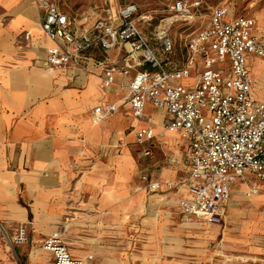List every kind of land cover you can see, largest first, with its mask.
I'll list each match as a JSON object with an SVG mask.
<instances>
[{
	"label": "crops",
	"instance_id": "obj_1",
	"mask_svg": "<svg viewBox=\"0 0 264 264\" xmlns=\"http://www.w3.org/2000/svg\"><path fill=\"white\" fill-rule=\"evenodd\" d=\"M42 18L36 0H0V264H51L52 255L43 249V243L69 221L87 244L96 234L129 232L127 227L144 210L143 195L131 184L137 170L131 144L125 140L129 129L138 149L144 148L137 142L138 131L152 127L155 137L145 145L151 147L152 155L158 149L164 152L161 143L176 152L165 155L170 165H181L180 179L171 181L177 177L174 169L145 174L161 183L155 192L164 187L178 192L183 215L180 203L189 195L179 184L188 171L187 139L177 131L159 136L166 129L169 113L149 103L145 117L136 118L127 100L128 91L118 84L103 85L105 68L125 61V47L120 45L106 55L96 50L100 62L88 72L47 70L41 60L52 42L42 30ZM117 79L128 80L121 74ZM119 92L122 97L112 98ZM106 104H117L119 112L95 123L94 109ZM149 106L160 111L153 120L156 124L149 123ZM174 139L182 143L176 146ZM74 162L79 168L91 164L90 176L77 178L70 168ZM143 176L141 180L147 183ZM253 180L261 185L251 199L260 197L264 181L247 172L235 184L238 187ZM189 218L205 223L195 215ZM21 226L31 228L28 242L11 243ZM63 239L70 249L65 236ZM70 251L77 258L86 257L82 249Z\"/></svg>",
	"mask_w": 264,
	"mask_h": 264
},
{
	"label": "built area",
	"instance_id": "obj_2",
	"mask_svg": "<svg viewBox=\"0 0 264 264\" xmlns=\"http://www.w3.org/2000/svg\"><path fill=\"white\" fill-rule=\"evenodd\" d=\"M36 3L43 11L42 30L52 42L41 60L47 70L88 72L100 62L96 50L106 55L125 47V61L105 68L103 85L118 84L128 91L136 118L145 117L149 103L169 113L166 129L180 132L188 141V171L179 184L189 195L181 200L182 211L207 224H224L236 182L247 172L264 181V101L253 94L255 80L249 64L251 55L264 61V36L257 34L255 21L219 5L212 9L211 21L181 43L173 37V28L197 23L201 0H177L160 19L142 13L136 3L113 7L109 2L78 16L67 13L55 0ZM143 23L150 26L149 32ZM117 74L128 80L119 81ZM119 109L117 104L96 107L94 122ZM154 137L152 127L138 131L143 156L152 155L145 145ZM143 179L150 191L161 188L147 175ZM258 192L253 187L248 194ZM63 237L61 231L43 243L52 255L51 264H85L73 256ZM28 240V227L21 226L10 242Z\"/></svg>",
	"mask_w": 264,
	"mask_h": 264
},
{
	"label": "rangeland",
	"instance_id": "obj_3",
	"mask_svg": "<svg viewBox=\"0 0 264 264\" xmlns=\"http://www.w3.org/2000/svg\"><path fill=\"white\" fill-rule=\"evenodd\" d=\"M55 1L73 16L100 10L110 2L113 7L136 3L142 13L155 14L160 19L171 12L177 0ZM201 1L203 5L200 8V18L197 23L176 25L173 28L172 35L177 41L185 43L188 34L205 27L211 21L210 14L214 7L225 4L235 10L238 15L252 18L255 21L257 34L264 36V0ZM202 18L205 20L201 24ZM142 26H145L148 32L151 29L148 24L143 23ZM249 64L256 79L253 94L256 99L264 101V62L256 55H251ZM225 67L228 70L230 65L226 63ZM113 94L112 98L123 96L121 92ZM147 111L148 117L151 118L149 123L156 124L153 120L160 111L151 106ZM166 131L167 129H164L162 133L159 132V136L163 137ZM126 132L125 140L131 144L129 148L136 159L137 176L132 179L131 184L136 188L137 193L143 195L144 210L141 216L127 227L128 233L117 236L96 234L88 244L86 240L79 239L71 224L72 221L61 225L60 229L70 249L85 251V258L79 256L86 261L85 264H264V187L260 197L251 199L253 195L248 194L250 188L259 187L260 182L253 180L247 184H240L238 187L235 185L227 221L222 227L202 223L197 218L191 219L181 213L178 192L166 190L165 187L159 192H152L148 189L147 183L141 180L142 175H154L156 172L161 173L167 169L177 170V177L171 181L180 179L183 175L181 165H170L165 155L172 151L176 152L171 151L168 145L161 143L164 152L158 149L151 157H145L142 150L133 145L134 135L132 138L129 136L133 131L129 129ZM174 142L176 146H179L182 140L174 139ZM89 166L92 165L85 164V167L79 168L74 162L70 168L74 169L77 178L79 175L87 178L92 170ZM78 183L79 181L76 184ZM68 215L71 214L68 213ZM136 224L135 234L133 229ZM30 229L28 227V238L32 232ZM30 247L32 248V242Z\"/></svg>",
	"mask_w": 264,
	"mask_h": 264
},
{
	"label": "bare ground",
	"instance_id": "obj_4",
	"mask_svg": "<svg viewBox=\"0 0 264 264\" xmlns=\"http://www.w3.org/2000/svg\"><path fill=\"white\" fill-rule=\"evenodd\" d=\"M264 88V87H263ZM263 91V90H262ZM167 131H172V130H167ZM79 252H81V253H84V252H82V251H79Z\"/></svg>",
	"mask_w": 264,
	"mask_h": 264
}]
</instances>
